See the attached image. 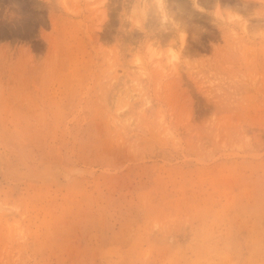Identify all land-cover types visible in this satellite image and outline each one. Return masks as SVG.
Masks as SVG:
<instances>
[{
  "label": "rangeland",
  "instance_id": "374dc122",
  "mask_svg": "<svg viewBox=\"0 0 264 264\" xmlns=\"http://www.w3.org/2000/svg\"><path fill=\"white\" fill-rule=\"evenodd\" d=\"M134 3L0 0V264H264V0Z\"/></svg>",
  "mask_w": 264,
  "mask_h": 264
},
{
  "label": "clouds",
  "instance_id": "9594fccd",
  "mask_svg": "<svg viewBox=\"0 0 264 264\" xmlns=\"http://www.w3.org/2000/svg\"><path fill=\"white\" fill-rule=\"evenodd\" d=\"M215 13V12H214ZM150 15H155L159 18L160 23L164 26L172 25L179 29L180 24L176 20L175 15L169 10L167 0H135L131 11L126 15V19L134 28L145 26ZM219 27L224 26L233 34L241 28L245 18L234 11H224L221 9L219 15L213 14Z\"/></svg>",
  "mask_w": 264,
  "mask_h": 264
}]
</instances>
